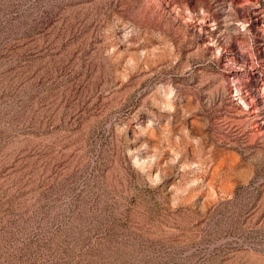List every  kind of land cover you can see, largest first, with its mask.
Returning <instances> with one entry per match:
<instances>
[{"label": "rangeland", "instance_id": "1", "mask_svg": "<svg viewBox=\"0 0 264 264\" xmlns=\"http://www.w3.org/2000/svg\"><path fill=\"white\" fill-rule=\"evenodd\" d=\"M0 264H264V0H0Z\"/></svg>", "mask_w": 264, "mask_h": 264}]
</instances>
